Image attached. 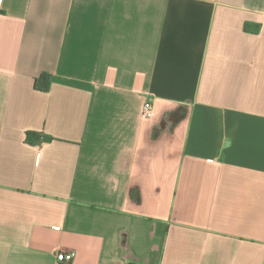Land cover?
<instances>
[{
    "label": "crops",
    "instance_id": "obj_1",
    "mask_svg": "<svg viewBox=\"0 0 264 264\" xmlns=\"http://www.w3.org/2000/svg\"><path fill=\"white\" fill-rule=\"evenodd\" d=\"M0 264H264V0H0Z\"/></svg>",
    "mask_w": 264,
    "mask_h": 264
},
{
    "label": "built area",
    "instance_id": "obj_2",
    "mask_svg": "<svg viewBox=\"0 0 264 264\" xmlns=\"http://www.w3.org/2000/svg\"><path fill=\"white\" fill-rule=\"evenodd\" d=\"M141 115L143 118L149 119L153 116V107L149 103L143 104L141 107ZM74 257V253H60L57 255V262L69 263Z\"/></svg>",
    "mask_w": 264,
    "mask_h": 264
},
{
    "label": "trees",
    "instance_id": "obj_3",
    "mask_svg": "<svg viewBox=\"0 0 264 264\" xmlns=\"http://www.w3.org/2000/svg\"><path fill=\"white\" fill-rule=\"evenodd\" d=\"M50 81L46 74H42L40 77L36 78L34 81V89L39 92H46L49 89ZM28 142L37 141L34 135H28Z\"/></svg>",
    "mask_w": 264,
    "mask_h": 264
}]
</instances>
